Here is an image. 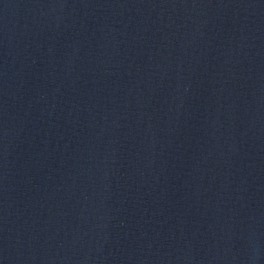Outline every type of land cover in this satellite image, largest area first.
Wrapping results in <instances>:
<instances>
[{"label": "water", "instance_id": "obj_1", "mask_svg": "<svg viewBox=\"0 0 264 264\" xmlns=\"http://www.w3.org/2000/svg\"><path fill=\"white\" fill-rule=\"evenodd\" d=\"M0 264H264V0H0Z\"/></svg>", "mask_w": 264, "mask_h": 264}]
</instances>
